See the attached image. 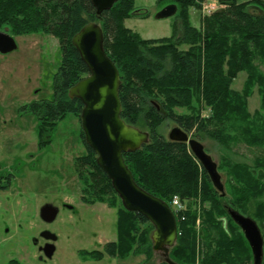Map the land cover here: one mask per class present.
Instances as JSON below:
<instances>
[{
	"label": "trees",
	"instance_id": "trees-1",
	"mask_svg": "<svg viewBox=\"0 0 264 264\" xmlns=\"http://www.w3.org/2000/svg\"><path fill=\"white\" fill-rule=\"evenodd\" d=\"M217 2L221 8L196 29L189 21V9H199L194 0H156L162 8L176 6L177 20L170 38L149 41L124 26L126 20L137 17L135 0H118L100 16L89 0H0V30L8 29L15 36L51 35L60 49L52 100L31 103L24 109L35 118L39 149L50 143L53 127L65 117L79 120L82 105L70 99L68 92L88 75V70L71 40L89 23L100 27L104 51L120 77V118L140 131L147 129L149 134L147 144L134 153L123 154L136 185L165 203L174 196L196 197L200 189L203 202L208 203L199 234L194 216L178 223L179 235L169 251V259L175 264L196 263L199 238V264L250 261L248 244L228 215L229 210L251 216L264 226V73L257 67V63L264 65V1ZM180 46L188 49L179 51ZM239 73H245L247 79L241 92H235L231 86ZM255 88L262 112L250 115L247 100ZM202 103L210 109L205 119L195 106ZM174 108L189 113L177 115ZM165 121L173 122L192 138L205 136L224 152L240 143L260 154L249 166L229 156L220 159L217 171L223 173L228 190L221 196L186 144L170 142L158 134ZM80 138L85 154L76 159L75 171L85 186L82 201L86 205L107 203L110 208L120 205L110 181L96 164L95 154L85 146L81 130ZM251 207L253 213L249 212ZM115 229L116 241L107 244L104 253L82 255L96 261L104 255L123 259L144 254L151 258L153 228L142 216L120 207ZM262 261L264 264V258Z\"/></svg>",
	"mask_w": 264,
	"mask_h": 264
},
{
	"label": "rangeland",
	"instance_id": "rangeland-1",
	"mask_svg": "<svg viewBox=\"0 0 264 264\" xmlns=\"http://www.w3.org/2000/svg\"><path fill=\"white\" fill-rule=\"evenodd\" d=\"M249 1L251 0H239V3ZM194 2L199 9H189V21L196 29L200 28L204 19L203 5L212 9L211 13L221 8L217 0ZM134 8L138 10L137 17L126 20L125 28L142 40L171 37L177 18L155 19L163 9L156 4V0H135ZM8 34L15 41L17 49L6 55L0 54V168L13 176L5 190L0 191V264H162L163 257L153 251L151 258L144 254H130L123 259L104 255L101 261L82 255L90 252L104 253V247L116 241L115 225L121 203L110 208L107 203L86 205L82 201L85 186L77 177L75 161L85 154V148L80 138L79 120L73 116L68 115L53 127L49 134L50 143L45 148L37 147L35 118L24 109L31 103L52 100L53 78L61 61L60 49L57 40L51 35L36 33L15 36L9 30ZM187 49L188 46L179 47V51ZM257 67L264 73V65L257 63ZM246 79L245 73H239L231 89L241 92ZM195 106L203 119L210 116V109L205 108L203 103L199 107ZM247 108L250 115L262 112L256 88L247 100ZM173 111L177 115L189 113L182 108H174ZM174 127L176 125L173 122L165 121L157 132L168 140V133ZM141 130L147 132L145 128ZM190 138L199 141L217 166L224 156L249 166L260 154L259 150L240 143L232 144L230 151L224 152L205 136L197 139L190 134ZM219 174L224 194L227 195L225 177L223 173ZM174 197L183 208V223L187 216H194L195 230L199 234L202 213L208 208V203L202 200L200 189L196 197ZM47 204L58 209L57 218L50 224L44 223L39 217L40 209ZM249 212H254L252 207ZM247 217L252 219L251 216ZM253 222L262 237L263 264L264 226ZM143 228L144 226H140V229ZM44 229L56 236L54 253L50 259H40L34 244L38 240L41 245L39 234ZM151 235L152 233L150 238ZM200 248L199 238L195 264H199L201 259ZM245 264H253L252 253L251 260Z\"/></svg>",
	"mask_w": 264,
	"mask_h": 264
},
{
	"label": "water",
	"instance_id": "water-1",
	"mask_svg": "<svg viewBox=\"0 0 264 264\" xmlns=\"http://www.w3.org/2000/svg\"><path fill=\"white\" fill-rule=\"evenodd\" d=\"M89 2L96 15L100 16L103 12L109 11L118 0ZM176 11V6L168 5L155 16V19L171 18ZM71 44L88 70V75L68 92L70 99H77L82 105L79 124L84 144L95 154L96 164L110 181L122 208L126 212L142 216L153 227L150 238L152 251L160 253L165 264H175L169 259V251L175 246L177 238L174 215L165 202L149 195L136 185L123 160V154L134 153L147 144L149 134L125 124L120 118V77L104 51L100 27L95 23L85 25L72 37ZM16 49V43L8 34V30L0 32V54L6 55ZM167 139L170 142L186 144L214 189L224 196L217 165L204 151L203 146L178 127L169 131ZM57 214L58 209L51 205H45L39 211L40 219L46 224L52 223ZM228 215L247 241L253 256V264H261L263 242L256 224L232 210L228 211ZM39 237L48 242L41 251L46 259H50L54 253L56 236L43 231ZM34 244H37V240Z\"/></svg>",
	"mask_w": 264,
	"mask_h": 264
},
{
	"label": "flooded vegetation",
	"instance_id": "flooded-vegetation-1",
	"mask_svg": "<svg viewBox=\"0 0 264 264\" xmlns=\"http://www.w3.org/2000/svg\"><path fill=\"white\" fill-rule=\"evenodd\" d=\"M36 144H37V142H36ZM46 146H44L43 148H45ZM6 172H4V171H2V169L0 168V191H4L5 190V188L8 186V184H10V179L12 178V176H13V174H10V173H6ZM10 176V177H9ZM47 205H49V204H47ZM58 216V215H57ZM57 218V217H56ZM43 231H48V230H43ZM42 231V232H43ZM48 242L47 241H45V240H43L42 239V242H41V245L39 244V242H38V240H37V244H36V246H37V249H38V251H39V255H40V257L42 258V259H45V257H44V255H43V253H42V249H43V247L47 244ZM160 254V253H159ZM161 255V254H160Z\"/></svg>",
	"mask_w": 264,
	"mask_h": 264
},
{
	"label": "built area",
	"instance_id": "built-area-1",
	"mask_svg": "<svg viewBox=\"0 0 264 264\" xmlns=\"http://www.w3.org/2000/svg\"><path fill=\"white\" fill-rule=\"evenodd\" d=\"M211 11H212V9H209L207 6L203 5V8H202L203 15H210ZM169 206H170L172 212L175 214V216L178 217L179 221L183 222L185 220V217L183 215H181L183 208L181 207V204L177 200L176 197H174L173 200H171Z\"/></svg>",
	"mask_w": 264,
	"mask_h": 264
}]
</instances>
